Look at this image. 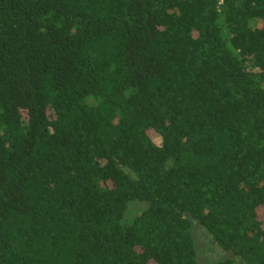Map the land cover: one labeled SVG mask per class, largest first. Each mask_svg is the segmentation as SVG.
Returning <instances> with one entry per match:
<instances>
[{
	"label": "trees",
	"instance_id": "trees-1",
	"mask_svg": "<svg viewBox=\"0 0 264 264\" xmlns=\"http://www.w3.org/2000/svg\"><path fill=\"white\" fill-rule=\"evenodd\" d=\"M263 208L264 0H0V264H264Z\"/></svg>",
	"mask_w": 264,
	"mask_h": 264
},
{
	"label": "rangeland",
	"instance_id": "rangeland-1",
	"mask_svg": "<svg viewBox=\"0 0 264 264\" xmlns=\"http://www.w3.org/2000/svg\"><path fill=\"white\" fill-rule=\"evenodd\" d=\"M155 139V136H153ZM157 141V140H156ZM145 208V205L134 204L130 207L128 215L125 216V222L130 224L133 219ZM259 219L264 221V208L258 213ZM192 235L196 242V262L197 264H215L225 260H235L231 253L223 252L216 245L212 238L197 223L192 226ZM234 264H241L237 260Z\"/></svg>",
	"mask_w": 264,
	"mask_h": 264
}]
</instances>
